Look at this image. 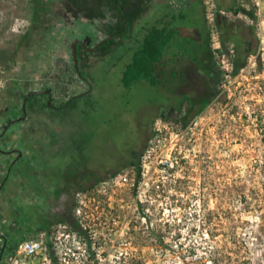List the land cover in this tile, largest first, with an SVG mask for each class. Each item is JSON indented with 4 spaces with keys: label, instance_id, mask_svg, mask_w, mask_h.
Masks as SVG:
<instances>
[{
    "label": "rangeland",
    "instance_id": "1",
    "mask_svg": "<svg viewBox=\"0 0 264 264\" xmlns=\"http://www.w3.org/2000/svg\"><path fill=\"white\" fill-rule=\"evenodd\" d=\"M34 1L0 0V129L9 103L21 107L23 91L51 87L59 103L88 88L75 72L70 44L99 31L101 21H90L71 3ZM159 1H151L133 34L154 22ZM165 2L177 13L176 50L184 52L174 77L162 86L143 80L126 88L118 59L123 53V61L129 58L128 42L92 53L82 68L90 72L94 109L87 115L62 112L64 117L50 110L29 113L0 137L1 149L14 146L24 154L10 171L12 155L0 153V180L9 177L0 186V229L9 240L24 239L28 226L43 216L50 222L72 206L83 194V179L100 178L97 184L116 175L107 194L122 204L120 241L110 251L121 256L117 264H264V50H255L236 73L221 72L213 87L189 90L209 103L200 113L198 106L189 111L184 126L164 120L160 111L179 108L185 98L176 89L184 84L182 71L194 50H209L210 30L201 0ZM217 2L225 8L231 3ZM250 5L264 40V0ZM238 34L246 37L243 29ZM238 56L244 59V50H235ZM198 63L204 68L202 59ZM137 154L140 178L130 163ZM73 175L78 184L56 195ZM99 193L92 204L109 205L104 189Z\"/></svg>",
    "mask_w": 264,
    "mask_h": 264
},
{
    "label": "trees",
    "instance_id": "2",
    "mask_svg": "<svg viewBox=\"0 0 264 264\" xmlns=\"http://www.w3.org/2000/svg\"><path fill=\"white\" fill-rule=\"evenodd\" d=\"M36 1L37 0H35L34 3H36ZM54 1L60 3L59 5L71 3L80 12L85 13L87 16H89L90 21H93L94 19L101 21V27L107 30L108 35L105 39L101 40V42L97 45L98 47L93 52L100 55V53L103 54L107 52H112L113 51L112 49L118 47L120 45L118 41L119 39L131 40L130 38L132 36L131 32H132L133 24L144 13V11L146 10V5L149 0H50L51 3H53ZM201 4L202 7L204 8L203 0H201ZM47 6L50 7V5ZM41 7L42 6L40 5V8ZM179 16L183 19L186 18V14L184 13V11L179 12ZM176 18H177V13L171 12L170 20L167 21L164 18L158 19L153 25L147 28V32L144 34L143 37L136 36V38L134 39V46L130 47V50L128 51L125 50V55L126 54L129 55V58L125 59V61H123L124 58L122 59L121 57L118 59L119 61H121L122 64V78H121L122 84L126 88H131L133 84L143 80L148 82L152 86H160V85L162 86L163 85L162 83L164 82L163 80L166 79V77H168L169 74L171 77L175 76L174 70L177 71L178 68L177 62L182 60V57L184 56L183 50H175L177 45L175 42L176 39L178 38V33H177L178 31L175 28H173V24ZM97 33H98L97 35L100 36L101 33L100 32ZM87 34H89V32H87ZM89 35L90 37H93V39L97 37L93 33ZM77 47L79 50L77 56L79 60L80 76L83 79H88V76L86 74H89L90 72L88 71L87 73V70L82 68L83 66L82 64L85 63V61L89 58L90 54L92 53L87 52L86 54L83 44H79L77 45ZM232 47L234 49L233 56H231L233 62V71H232L233 74L238 71L240 65L244 64L246 60L245 57L244 59L240 58L239 56L238 58L237 57L235 58V50H237V48L234 46ZM195 52H197V50H194V53ZM209 52H210V59L212 61L211 65L214 68H216L212 70V72L216 75V78L213 81V85H212L213 87L217 81V78L221 75L222 72L221 67L217 63V59L213 60V58L214 57L216 58V52L221 53V51L210 50ZM223 52L230 54L232 51L224 50ZM122 56L124 57V54ZM212 72L209 71L208 74L212 75L213 74ZM16 84L17 82L15 81L14 85ZM31 91L32 90L25 92L23 91L21 94L22 100L24 96ZM93 100L94 99H92L90 92L82 93L70 98L69 100L64 101L60 106V108L54 109L49 106L50 104H48V100L45 97V95L33 93L28 95L26 101V111L28 112V116L29 113H34L37 111H46V110H50L52 112V115L63 116V114H61L62 112H66L68 114V112H72V111L77 112L80 115L81 114L87 115L90 110L94 109ZM208 103L209 100L203 99L202 104L198 107V112L200 113L201 111H203ZM191 105L192 104L190 101L188 102L182 101L178 109L172 110V115L169 116L168 111L166 112L165 109H162L159 113V117L164 120L173 119L176 122L180 123L182 126H184L187 123L186 119L188 118L190 111L186 109H189ZM8 108H9L8 110L9 115L5 118L4 120L5 123L8 118L18 116L23 112V103L20 108H17V106L13 104V101H11V103H9ZM26 142L29 141L27 140ZM32 149L35 148L33 147ZM140 153L141 152H139V154ZM139 154L135 155L134 157H136V159L135 158L131 159L130 163L132 166H135L137 168V176L141 177V163H140V158H138ZM23 155L20 157V160L23 158ZM109 176L110 173L104 176V178ZM99 179L93 176L83 179V181L79 183V188L92 189L96 183L95 181ZM77 181L78 178L76 177V175H73L71 178L67 179V181H64L61 184V186H59V191L56 195L59 194L65 195L67 193L66 192L67 189L65 187L72 182H74V184H78ZM5 184H6V179H2V186L4 187ZM74 206H75V201L72 202V206L68 207L67 209H63L61 214L56 215L55 219L53 220L52 218L50 222H47V218L43 216L41 222L35 223L32 226H28L26 228L24 232L25 234L24 237L26 238L33 236L40 231L50 232L53 225L52 221L58 222L60 220H66L70 218L72 216L71 213L72 207ZM0 222H1V218H0ZM11 228H13V226ZM6 234L7 233L3 232L0 229V239L3 237L5 238ZM157 236L160 239V241L163 242L162 236L161 235H157ZM6 239L9 242H11L10 243L11 250H13L16 244L19 242L17 240L11 241L7 237ZM2 249L4 250V248ZM2 255L3 254L1 253L0 258L2 257ZM0 264H4V263L1 262L0 260Z\"/></svg>",
    "mask_w": 264,
    "mask_h": 264
},
{
    "label": "built area",
    "instance_id": "3",
    "mask_svg": "<svg viewBox=\"0 0 264 264\" xmlns=\"http://www.w3.org/2000/svg\"><path fill=\"white\" fill-rule=\"evenodd\" d=\"M203 4L204 18L210 25L209 36L213 42L216 38L218 39V32L214 26L217 4L215 0H203ZM222 13L225 12L222 10ZM249 23H253V20ZM229 45L226 50H231L230 54L223 52L224 50H220L221 53L216 52L217 63L225 76L231 75L233 71L231 56L234 49L231 44ZM135 168L133 166L134 172L137 173ZM109 178L115 179L117 176ZM109 178L101 180L92 189L85 188L83 194L78 193L75 206L71 211L72 216L56 222L55 230L52 228L50 232L40 231L26 237L20 240L13 250H11V242L6 237L1 238L0 254H3L0 258L1 262L4 264H117L121 262V256L110 252L112 249L114 251L120 241L118 213L119 206L122 204L117 202L114 205L110 191L109 195L107 194V189L109 190L113 181ZM98 184L102 185L101 188L97 186ZM103 189L108 201L110 200L109 205L98 208L97 203L92 204V200H96V195ZM103 203L108 202L105 200Z\"/></svg>",
    "mask_w": 264,
    "mask_h": 264
},
{
    "label": "flooded vegetation",
    "instance_id": "4",
    "mask_svg": "<svg viewBox=\"0 0 264 264\" xmlns=\"http://www.w3.org/2000/svg\"><path fill=\"white\" fill-rule=\"evenodd\" d=\"M151 1L152 0L148 1L147 5H146V10L141 15V17L133 24L132 32L134 30L135 24L139 20L144 18V16L147 14L148 6H150ZM165 1L166 0H160L159 1L160 4L156 8L159 15L156 14L155 21L152 22L151 24H148V25H145V24L142 25L139 33L143 32L145 34L147 32V28L149 26L153 25L158 19H160V18L166 19V17L168 18L169 13L167 14V16L165 15V7H166L165 4H167ZM215 1L217 4V13H216L215 18H214V26L218 32V39L216 38V40L212 42L211 37L207 34L208 37L206 36V39L208 41L207 44H208L209 50H197V52H195V54H196L195 58L187 66L188 70H186V68H185V70L182 71L183 73L185 72L184 74H182V77L185 78L183 80L184 84H182L178 88H176L177 91L180 90V91L184 92L186 95L182 101H186V102L190 101L191 102L192 105L190 106V108L186 109V110H190V111L191 110L195 111V109H197L196 107L197 106L199 107L202 104L203 99H205V98L203 96V97H200L201 99L198 100L197 96H190L189 90L190 91L196 90V92H197L198 88H202V89L205 88V90H206L207 87H212L213 81L216 78V75L212 72V70H214L216 68H214L211 65L212 61L210 59V52H209L210 50H226V49H228V47H229L228 45L230 44V42H233L232 46L236 47L237 50H244L245 59L247 61H249L251 59V56L255 50H264V45H260V43H259V41H261L263 44L264 40L260 39V38H262L261 34H258V31H257L258 24H260V23L257 22V20H256V12H255V9L253 8V6L250 5V0H230L231 3H230L228 8L223 7L221 4H219L217 2V0H215ZM222 10L225 13H222ZM203 15H204V8H203ZM250 20H253V23H249ZM97 29L99 31L95 30V32H93V34L98 36L97 32L101 33L99 36L100 39L98 41H95V39H93V37H90V35L87 33L82 37H77L84 42L85 45L83 43L82 44L85 48L86 54H87V52L93 53L96 50V48L98 47L97 45L101 42V40L105 39L108 35L107 30L104 29L103 27H100ZM240 29H243L245 32V35H246V37H244L243 40H241V38L238 34L240 32ZM257 37L259 38V40L257 39ZM77 38H73V40H75ZM79 44H81V43H77V45H79ZM78 51H77V54H78ZM201 59L204 61V68L205 69L198 63ZM215 59L216 58L214 57L213 60H215ZM262 60H264V56L262 57ZM73 65H74V63H73ZM74 69H75V67H74ZM209 71L212 72L213 74L209 75L208 74ZM75 72L78 74V76L80 77L81 80H84L88 83L87 89H85V90H83L77 94L69 95L68 98H66L65 100H63L59 103L56 102L55 92L51 87H48L45 89H39L37 93L40 95H45L47 100H49L50 93L46 92L47 90H49L52 93L51 104L49 106L56 109V108H60V106L62 105V103L64 101L69 100L70 98H72L76 95L90 92L92 87L90 85L91 83H89V80L81 78L80 73L76 69H75ZM174 75H176V74L174 73ZM169 79H170V74L168 75V77H166V79L163 80L164 82L162 84H165L166 80H169ZM174 109H178V108L175 106H171V108L168 110L169 116L172 115V110H174ZM27 117H28V112L26 111V116H24V110H23V112L21 114H19L18 116L8 118L6 123L2 124V127L0 129V137L5 136L9 132L10 128L12 127V125L15 122L23 121ZM20 152H22V150L20 148H16V147H12L8 150H3L0 148V153H2V154L9 153L12 155V158L8 162L11 165L10 171H11L12 167L20 160V157L23 155V152H22V155H20ZM0 163H1V161H0ZM4 165L5 164H3V166ZM5 177H6V179L9 178L8 175H4V178ZM0 186L3 187L2 186V179L0 180Z\"/></svg>",
    "mask_w": 264,
    "mask_h": 264
},
{
    "label": "water",
    "instance_id": "5",
    "mask_svg": "<svg viewBox=\"0 0 264 264\" xmlns=\"http://www.w3.org/2000/svg\"><path fill=\"white\" fill-rule=\"evenodd\" d=\"M89 40H90V39H89ZM77 43H81V44L83 43V44H84V42H83L81 39L77 38V39H75V40H73V41L71 42L70 46H71V49H72V57H73L74 67H75V69H76L78 72H80V70H79V60H78V56H77V51H78ZM84 45H85V44H84ZM37 92H38V90L34 89V90H32L31 92H29L28 94H26V95L24 96V98H23V110H24V116H26V101H27L28 95H29V94H33V93H37ZM46 92H47V93H50V98H49V100H48V104H51L52 93H51L49 90H47ZM20 155H22V152H20Z\"/></svg>",
    "mask_w": 264,
    "mask_h": 264
},
{
    "label": "crops",
    "instance_id": "6",
    "mask_svg": "<svg viewBox=\"0 0 264 264\" xmlns=\"http://www.w3.org/2000/svg\"><path fill=\"white\" fill-rule=\"evenodd\" d=\"M190 1V0H189ZM165 15L167 16V14H168V18H166L165 20H170V18L169 17H171V8L168 6V4H165ZM155 21V20H154ZM167 21H165V22H167ZM137 24V23H136ZM135 24V25H136ZM134 29H135V26H134ZM132 33V36H131V40H123V39H119L118 41H119V43H120V45L119 46H123L124 44H125V42H128V44L127 45H125L126 47H127V49H125L124 48V50H126V51H128V50H130V47H132V46H134V39L136 38V36H140V37H143L144 36V33H142L141 35L140 34H133V32H131ZM118 46V47H119ZM181 48V47H180ZM176 49H177V47H176ZM175 49V50H176ZM124 54V53H123ZM121 58L123 59V56H121Z\"/></svg>",
    "mask_w": 264,
    "mask_h": 264
}]
</instances>
